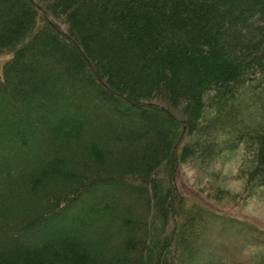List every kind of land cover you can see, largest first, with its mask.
Returning a JSON list of instances; mask_svg holds the SVG:
<instances>
[{"label":"trees","instance_id":"16d2710c","mask_svg":"<svg viewBox=\"0 0 264 264\" xmlns=\"http://www.w3.org/2000/svg\"><path fill=\"white\" fill-rule=\"evenodd\" d=\"M3 55L0 264H195L189 159L264 193V0H0Z\"/></svg>","mask_w":264,"mask_h":264},{"label":"rangeland","instance_id":"374dc122","mask_svg":"<svg viewBox=\"0 0 264 264\" xmlns=\"http://www.w3.org/2000/svg\"><path fill=\"white\" fill-rule=\"evenodd\" d=\"M6 57H0V64ZM240 153L226 151L207 168L192 159L178 167L176 184L187 205H201L207 213L195 264H259L264 260V193L245 190L239 178Z\"/></svg>","mask_w":264,"mask_h":264}]
</instances>
